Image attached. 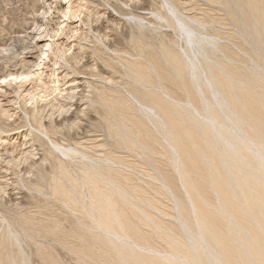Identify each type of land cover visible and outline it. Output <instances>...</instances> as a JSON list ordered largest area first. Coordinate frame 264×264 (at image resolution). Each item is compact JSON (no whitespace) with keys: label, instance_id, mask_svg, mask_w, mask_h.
Wrapping results in <instances>:
<instances>
[{"label":"rangeland","instance_id":"obj_1","mask_svg":"<svg viewBox=\"0 0 264 264\" xmlns=\"http://www.w3.org/2000/svg\"><path fill=\"white\" fill-rule=\"evenodd\" d=\"M230 1L0 0V264H196L264 232V0ZM221 164L247 181L223 202Z\"/></svg>","mask_w":264,"mask_h":264},{"label":"bare ground","instance_id":"obj_2","mask_svg":"<svg viewBox=\"0 0 264 264\" xmlns=\"http://www.w3.org/2000/svg\"><path fill=\"white\" fill-rule=\"evenodd\" d=\"M65 0H63V2H64ZM223 1V0H222ZM225 1H227V2H225L228 6H231V4H230V2H232V1H228V0H225ZM238 1V0H237ZM240 1H243V0H240ZM239 2V1H238ZM235 3V2H234ZM248 3V2H247ZM236 4V3H235ZM251 4V3H250ZM225 5V4H224ZM238 5H240V3H238ZM228 6H226L227 8H228ZM247 6V5H246ZM252 6V5H251ZM231 7H233V6H231ZM235 7V6H234ZM253 7V6H252ZM242 8V7H241ZM251 8V7H250ZM255 8V7H254ZM239 9V8H238ZM256 9V8H255ZM258 9V8H257ZM256 9V10H257ZM240 11V10H239ZM252 12V11H251ZM263 12V11H262ZM250 13V12H249ZM241 14V13H240ZM248 14V13H247ZM236 15V14H235ZM240 18V17H239ZM248 18H251V17H248ZM259 18V17H258ZM257 18V19H258ZM264 18V17H263ZM241 19V18H240ZM254 19V18H253ZM238 20V19H237ZM243 21H244V18L242 19ZM242 20H241V22H242ZM258 22V21H257ZM255 23V22H254ZM241 24V23H240ZM259 27V26H258ZM262 27V26H261ZM244 28H245V26H244ZM242 29V28H241ZM179 29H177V31H178ZM184 31H186V30H184ZM190 31V30H189ZM188 31V32H189ZM179 33L181 32V31H178ZM187 32V31H186ZM185 32V33H186ZM187 32V33H188ZM183 34H185L184 32H182ZM181 33V34H182ZM260 34V33H259ZM261 36V35H260ZM194 38H193V36L191 37L189 34H185L184 35V41H185V43L187 44V46H189V44L190 45H192V43L194 42ZM197 40H198V38H197ZM196 44V43H195ZM197 44H199V46L200 47H202V49H203V46H204V44H203V46H201L200 44H201V40H198V42H197ZM160 47V46H159ZM190 49V48H189ZM167 51V50H166ZM147 53V52H146ZM154 53V52H153ZM149 54H151V53H149ZM166 54L167 53H165V56H166ZM174 54V53H173ZM168 56V55H167ZM169 56H171V55H169ZM168 56V57H169ZM174 56V55H173ZM175 57V56H174ZM148 58V57H147ZM146 58V59H147ZM152 58H154V57H152ZM165 58H167V57H165ZM170 58V57H169ZM176 59H177V57H175ZM158 59H160L159 57H158ZM166 60V59H165ZM168 60V59H167ZM172 60V59H171ZM169 61V60H168ZM172 62H174V60H172L171 61V63ZM175 64L177 63V65H175V64H173L172 65V67H170V64H168V63H166L169 67H170V70L171 71H174V72H171V73H173L174 74V76L176 77H174L173 76V78L175 79V80H177L179 77H183L184 78V85H182V87L184 88V89H190V87L192 86V85H190V77L192 78H196V76H193V72L195 71L194 69L195 68H191V69H186L185 67H182V65H181V63L179 62V60H177V62L175 61L174 62ZM165 64V63H164ZM175 65V66H174ZM152 67H153V71H154V73H156L155 74V76L157 75V77L158 76H160V74H161V71H162V69L163 68H165V67H163V61H162V59L161 60H153L152 61ZM173 69V70H172ZM150 71V70H149ZM149 71H148V73H149ZM163 71H165V72H163L164 73V75L165 74H167L166 72L168 71V68H167V71L164 69ZM169 72V71H168ZM152 72L150 71V74H151ZM153 73V74H154ZM149 74V75H150ZM168 75H170L169 73H168ZM151 76V75H150ZM162 76H163V74H162ZM162 76H160V77H162ZM166 76V75H165ZM169 77V76H168ZM178 77V78H177ZM163 78V77H162ZM167 78V77H166ZM170 78H172L171 76H170ZM172 78V79H173ZM165 79V78H164ZM181 79V78H180ZM166 81V80H165ZM180 81V80H179ZM157 82H159V81H157ZM174 82V81H173ZM181 83H182V81H180ZM178 84V83H177ZM227 85V84H226ZM229 85V84H228ZM223 86V85H222ZM247 86V85H246ZM224 87V86H223ZM222 87V88H223ZM192 88V87H191ZM234 89V88H233ZM225 90V89H224ZM230 90H232L231 88H229V86H228V89H227V91H230ZM235 90V89H234ZM237 95H239V94H237ZM240 97V96H239ZM243 97V96H242ZM169 122V121H168ZM173 126V125H172ZM197 129V128H196ZM199 129V128H198ZM188 131H186V130H184L185 131V133L186 132H191L189 129H187ZM202 130V129H201ZM204 130L205 129H203V132H204ZM174 131V130H173ZM206 131V130H205ZM201 132V131H200ZM203 132H201L202 134H203ZM192 133V132H191ZM191 133L188 135V133L186 134L187 136H186V139L187 138H192V136H191ZM204 135V134H203ZM206 136H208L209 135V133H207V134H205ZM197 143H195V145L194 144H191V146H194L197 150L198 149H200V147L199 146H201V145H199V144H197ZM199 147V148H198ZM227 152L224 150V156L225 155H228V153L226 154ZM221 165H223V164H221ZM218 166V165H217ZM227 169V171L229 172L228 174L230 175V176H233V181H238V180H240V179H243V177H244V175L243 174H241V173H237L236 172V170H235V168H234V165H231V164H229V165H226L225 166ZM221 168V169H220ZM220 169V170H219ZM219 169L218 170H216V172H215V176H213V180H212V182L214 183V184H217L218 185V192H219V195H220V197H221V200H224V195H226L225 193H224V187H221L220 185H221V183L224 185V183H227V180H226V182H224V180H221L220 178H221V175H222V170H224V165L222 166V167H219ZM221 182V183H220ZM228 182H231L230 180H228ZM240 186H244V184H242V185H240ZM240 186H234V187H240ZM221 188V189H220ZM232 187H230L229 188V190H227V192L228 193H230V195H232L231 194V192H232ZM194 199H196V198H193V200ZM192 201V200H191ZM196 202L198 201L197 199L195 200ZM198 208H199V206L198 207H195V214H199V219H200V221H201V224H202V226L204 227V226H210V225H212V224H214L213 223V221L212 220H210L209 218H207L204 214H202V212H201V210H199L198 211ZM250 212V214L251 215H253L252 213H251V211H249ZM230 214V213H229ZM230 216H232L231 214H230ZM262 219H263V221H264V214H262V215H259ZM202 219V220H201ZM203 227H201L200 226V228H203ZM261 229V228H260ZM201 236V235H200ZM264 232L262 231V229H261V231H258L257 233H255L254 234V236H253V239H252V241H249L248 242V240H244L243 239V237H242V234H240V233H232V235L229 237V239L228 240H226V239H222V238H210V239H208V237H206L205 235H204V237H205V240L207 239V243H208V245H206L207 247H208V249L207 248H203L202 250V253H200V252H197L196 251V253H198V254H201L202 256H203V258H201L200 259V255H196V256H198V259H196V261H195V263L196 264H202L203 262H205V260H204V258L207 260V263L208 264H217L218 262L220 263V264H264V256L263 257H261L260 258V256H256L255 258H254V260H252V262H244V261H242L241 263L235 258V257H233V253H232V251H231V254H228V252H226V251H224V249H227L226 248V246L230 243V241L232 240H241L242 242H243V244H244V246H243V250L244 251H242V252H244V253H248L249 251H250V249L251 248H253V247H256V248H259V249H263L264 250ZM192 244V243H191ZM223 246L224 247V249H223V251H222V254L220 255V258H217V257H215V254H214V252H213V249H212V247L213 246ZM190 248L191 249H189L188 251H193V252H195V245H193L192 244V246H190ZM9 250V249H8ZM11 250V249H10ZM115 250H116V252L119 254V259H120V261L123 263V264H136V262H134V261H131L130 259H129V257L130 256H132V254L133 253H129L126 249H124V248H121V247H117V248H115ZM246 250V251H245ZM195 254V253H194ZM211 254L213 255V257L215 258V261H211ZM239 254H241V253H239ZM193 256H195V255H193ZM10 257V256H9ZM48 257V256H47ZM243 257V256H242ZM7 258V257H6ZM46 258V257H45ZM44 258V260H43V258H42V262H43V264H54L51 260H47V259H45ZM5 259V258H4ZM10 259V258H9ZM9 259H7V262H9ZM14 259V258H13ZM191 259H193V257L191 258ZM236 259V260H235ZM244 259V258H243ZM209 260V261H208ZM260 260H262V261H260ZM2 261H3V259H2ZM6 261V260H5ZM14 261V260H13ZM139 261L142 263V264H151V263H149L148 261H146L145 259H143V258H141V259H139ZM7 262H4L3 261V263H7ZM11 262H12V260H11ZM10 262V263H11ZM9 263V264H10ZM13 263V262H12ZM22 263V262H21ZM8 264V263H7ZM13 264H16V263H13ZM152 264H160V263H158L157 261H154Z\"/></svg>","mask_w":264,"mask_h":264},{"label":"water","instance_id":"obj_3","mask_svg":"<svg viewBox=\"0 0 264 264\" xmlns=\"http://www.w3.org/2000/svg\"><path fill=\"white\" fill-rule=\"evenodd\" d=\"M227 168L225 167V169L224 170H222V175H221V180H224V182H226V180H227V183H224L225 184V187L222 185V187H224V193L225 192H227V190H229V188L230 187H233V186H240V185H242V184H246L247 183V181H246V179H245V177H243V179H240V180H238V181H233V176H230L228 173V171L226 170ZM228 180H230L231 181V183L230 182H228ZM221 183V182H220ZM224 200H222V202H223ZM227 209H229L228 207H227ZM200 209L198 208V211H199ZM230 210V209H229ZM200 212V211H199ZM198 216H199V214H197ZM202 220V219H201ZM226 248L227 249H224V251H226V252H228V254H231V250L229 249V246L227 245L226 246ZM198 255H200V259L201 258H203V256L201 255V254H198ZM233 257H235L240 263L242 262V261H246V260H244L243 259V257H242V255L241 254H237V255H233ZM261 257H263V256H260V258ZM196 259H198V256L196 257ZM235 259V260H236ZM204 260H205V258H204ZM260 261H262V260H260ZM202 264H208L206 261L205 262H203Z\"/></svg>","mask_w":264,"mask_h":264}]
</instances>
